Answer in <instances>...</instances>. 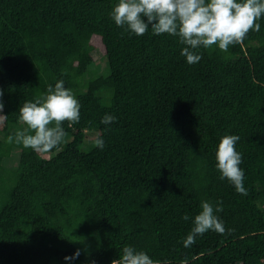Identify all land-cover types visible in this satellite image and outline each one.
<instances>
[{
	"label": "trees",
	"instance_id": "obj_1",
	"mask_svg": "<svg viewBox=\"0 0 264 264\" xmlns=\"http://www.w3.org/2000/svg\"><path fill=\"white\" fill-rule=\"evenodd\" d=\"M117 2L0 0V264H111L126 245L159 264H264V17L242 44L201 48L190 65L177 37L117 26ZM58 80L81 104L66 142L48 153L7 143L27 127L20 106ZM232 134L246 196L216 168ZM221 200L233 231L185 247L201 202Z\"/></svg>",
	"mask_w": 264,
	"mask_h": 264
},
{
	"label": "clouds",
	"instance_id": "obj_2",
	"mask_svg": "<svg viewBox=\"0 0 264 264\" xmlns=\"http://www.w3.org/2000/svg\"><path fill=\"white\" fill-rule=\"evenodd\" d=\"M115 24L137 36L145 35L149 28L154 35L177 37L183 45L181 55L190 65L202 59L200 49L218 47L228 52L231 46L242 44L250 31H259V20L264 17V0H118L110 13ZM146 17V20H145ZM150 26V27H149ZM3 90L0 89V110L4 108ZM81 104L71 88L65 87L63 80L55 85L49 84L46 94H41L34 101H25L19 108V118L26 124V129L7 137V143L22 144L37 153H48L66 142L64 128L80 120ZM112 114H105L101 124L110 125L116 121ZM238 135H224L218 143L215 160L220 179H227L235 190L246 196L244 187V169L242 153L237 151ZM101 150L105 147L102 136L93 140ZM223 211V202L215 204L201 202V210L195 215L193 226L184 239L185 247H191L197 236L208 231L227 235L233 229H226L223 220L217 215ZM185 221L189 216L182 217ZM80 250L66 260L78 258ZM90 264H95L91 261ZM111 264H159L147 252L134 246L126 245L120 250L119 259Z\"/></svg>",
	"mask_w": 264,
	"mask_h": 264
},
{
	"label": "rangeland",
	"instance_id": "obj_3",
	"mask_svg": "<svg viewBox=\"0 0 264 264\" xmlns=\"http://www.w3.org/2000/svg\"><path fill=\"white\" fill-rule=\"evenodd\" d=\"M95 53H98V52H95ZM93 66V68H92ZM106 66V59H105V56H101L99 57V59H97L96 61H94L91 65H90V68L88 70V75H92V74H95L93 73L92 69H101V68H104ZM92 68V69H91ZM99 69V70H100ZM84 147H87V144L84 145ZM18 159V150H14L12 155L5 160V164L9 167H13L15 166V161Z\"/></svg>",
	"mask_w": 264,
	"mask_h": 264
}]
</instances>
